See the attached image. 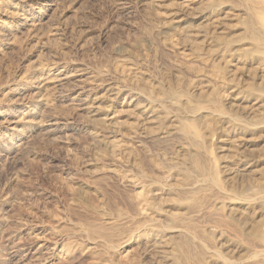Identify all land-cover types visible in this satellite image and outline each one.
Masks as SVG:
<instances>
[{"label":"rangeland","instance_id":"1","mask_svg":"<svg viewBox=\"0 0 264 264\" xmlns=\"http://www.w3.org/2000/svg\"><path fill=\"white\" fill-rule=\"evenodd\" d=\"M257 2L0 0V264H264Z\"/></svg>","mask_w":264,"mask_h":264},{"label":"bare ground","instance_id":"2","mask_svg":"<svg viewBox=\"0 0 264 264\" xmlns=\"http://www.w3.org/2000/svg\"><path fill=\"white\" fill-rule=\"evenodd\" d=\"M249 1V0H248ZM252 1H258V2H261V3H263V5H264V0H252ZM257 2V3H258ZM250 3H252V2H250ZM46 4V3H45ZM256 4V3H255ZM260 4V3H259ZM258 6V5H257ZM260 6V5H259ZM36 7V6H35ZM254 7V6H253ZM57 8L59 9V8H61V6L59 5V7L57 6ZM66 8V7H65ZM256 8V7H255ZM264 8V7H263ZM250 9H252L251 7H250ZM259 9V8H258ZM261 10V9H260ZM62 11V10H61ZM255 11V10H254ZM23 12V11H22ZM68 12V11H67ZM261 13H262V11H261ZM254 15H255V13H254ZM257 15H260V14H258L257 13ZM253 16V15H252ZM252 18V17H251ZM255 18H257L256 16H255ZM260 19V18H259ZM262 19H263V17H262ZM262 21V20H261ZM257 22H258V20H257ZM28 24H29V22H28ZM228 24V23H227ZM260 24V23H259ZM43 25H45V24H43ZM262 25V24H261ZM29 26V25H28ZM0 27H7V23L4 21V22H2V24L0 25ZM42 24H37V23H35V21L34 22H32V24L30 25V33H37L39 30H41L42 29ZM249 27H251V29H252V31H253V36L258 40V41H260L262 38L253 30V23H251L250 22V24H249ZM263 28V27H262ZM43 29H45V28H43ZM256 29V28H255ZM220 30V29H219ZM25 32V31H24ZM41 33V32H40ZM5 37V36H4ZM264 40V39H263ZM256 41V40H255ZM261 42V41H260ZM43 45V44H42ZM261 45V44H260ZM262 46V45H261ZM255 50V49H254ZM261 50H263V49H261ZM263 53V52H262ZM262 55V54H261ZM257 64V63H256ZM75 69V68H74ZM260 73V72H259ZM37 74V73H36ZM39 75V80H40V83H44V85H45V90H48L50 87L49 86H52V85H54L55 83H56V78L54 77V76H52L51 74H49V72H46V69L44 70V69H41L40 71H39V74H37V76ZM65 75V74H64ZM241 76V75H240ZM259 77V76H258ZM64 80V79H63ZM40 90V89H39ZM43 91V90H42ZM39 92V91H38ZM48 93V92H47ZM38 97V96H37ZM107 97V96H106ZM115 99V98H114ZM56 101V100H55ZM55 101L54 100H52V99H50V98H48V97H42V99L39 101V102H37L36 103V106H38L39 104H43L44 105V107L46 106V107H48V108H53V107H55L56 106V103H55ZM104 102V101H103ZM237 102V101H236ZM102 104V103H101ZM244 104H245V102H244ZM250 104V103H249ZM237 105H238V103H237ZM242 105V104H241ZM42 106V105H41ZM246 106H248V104L246 105ZM250 107V106H249ZM255 107H257V106H255ZM99 107L97 106V108H96V111L94 112V114H93V117L95 116V115H98V112H97V109H98ZM42 109V108H41ZM242 108H240V110H241ZM90 110V109H89ZM95 110V109H94ZM263 110V109H262ZM243 111V110H242ZM261 111V110H260ZM250 115V113L248 112L247 113V115ZM254 114H255V112H254ZM252 116V115H251ZM246 117V116H245ZM253 117V116H252ZM106 118V117H105ZM108 118V117H107ZM244 118V117H243ZM250 118V117H249ZM254 118H256V117H254ZM259 118V117H258ZM44 120V119H43ZM245 120V119H244ZM88 121H90V120H88ZM264 122V121H263ZM261 124V123H260ZM253 125H254V123H253ZM36 127V128H38V129H43L44 127H45V125L41 122V121H39V120H34L33 122H30L29 124H27V123H25V128L26 129H28V128H30V127ZM97 126H98V124H97ZM96 126V127H97ZM101 126V125H100ZM99 126V127H100ZM103 127V126H102ZM105 127V126H104ZM25 129V130H26ZM83 129V128H82ZM89 129V128H88ZM42 131V130H41ZM170 132V131H169ZM244 136V135H243ZM249 136V135H248ZM251 136V135H250ZM249 136V137H250ZM246 137V136H245ZM248 138V137H247ZM100 139V138H99ZM248 144V143H247ZM254 145V144H253ZM31 146V145H30ZM29 146V147H30ZM27 146H23V147H21L20 149H19V155H24L25 154V152H26V149L27 148H29V147H27ZM250 147V146H249ZM34 150V149H33ZM19 158V157H18ZM236 167H238V166H236ZM240 167V166H239ZM232 168V167H231ZM240 171V170H239ZM249 171V170H248ZM234 172V171H233ZM242 172V171H241ZM233 176V175H232ZM97 179H99V177H97L96 179H95V181L97 180ZM254 186H256V185H253V187ZM247 187V186H246ZM252 187V186H251ZM259 188V187H258ZM263 189V188H262ZM257 190V189H256ZM252 191V190H251ZM255 191V190H254ZM260 191V190H259ZM261 191H263V190H261ZM246 192V191H245ZM243 193V192H242ZM259 193V192H258ZM256 193H254V195H255ZM244 198V197H243ZM264 198V197H263ZM238 199V198H237ZM248 199V198H247ZM232 205V204H231ZM262 211V210H261ZM214 214V213H213ZM216 214V213H215ZM191 229V228H190ZM94 232H96V233H98V234H106L105 232H102V230H100V229H98V228H96V229H94ZM107 235H109V233L107 234ZM188 243V242H187ZM191 249V248H190ZM222 257V256H221ZM245 258V257H244Z\"/></svg>","mask_w":264,"mask_h":264}]
</instances>
